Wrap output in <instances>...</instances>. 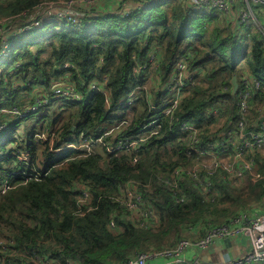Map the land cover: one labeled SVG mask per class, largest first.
<instances>
[{
	"label": "trees",
	"instance_id": "trees-1",
	"mask_svg": "<svg viewBox=\"0 0 264 264\" xmlns=\"http://www.w3.org/2000/svg\"><path fill=\"white\" fill-rule=\"evenodd\" d=\"M45 1L50 0H0V19H14ZM203 16L201 10L187 9L179 0H152L128 15L96 11L81 25L54 19L30 31L8 35V46L0 51V109L24 107L32 100L35 87L48 90L49 95L48 103L38 111L51 110L56 101L64 110L74 109L62 129L53 127L55 118L44 115L48 124L38 127V119L25 137L17 133L18 124L38 111L24 117L0 114V126L6 124L5 129L0 128V150H5L0 154V220L10 226L12 233L7 241L14 239L11 248L15 250L8 255L6 264H36L32 257L40 254L58 264H67L70 259L79 264L123 263L139 251L175 245L189 236L185 232L188 225L224 223L229 214L264 199V179L250 180L238 188L214 177L218 194L211 201L198 182L185 178L181 202L177 201L180 194L159 180L160 175L188 161L184 155L194 141L178 140L182 122H192L201 129L200 146L213 144L217 150L216 145L225 139V132L238 118V91L232 93V78L239 77V65L244 61L262 82V90L251 100L255 105L252 119L259 114V108L264 109V38L254 36L248 48L242 39L224 36L219 29L208 36L199 26ZM155 49L161 52L162 82L169 80L182 56L189 51L195 53L191 70L199 73L171 116L163 115L171 89L157 90L152 97L139 89L134 104L123 102L133 90L145 85V70L133 74V69L148 63ZM104 78L107 91H90L92 82ZM61 81L73 83L84 99L55 98L54 85ZM129 108L134 112L130 119L126 113ZM216 108L225 110L228 118L222 129L211 133L204 127L211 120L208 112ZM154 116L163 119L161 134L141 147L136 163L134 154H109L103 149L89 156L73 149L51 152L49 142L37 138L48 127L59 133L57 145L62 138L73 140L81 131L97 136L103 127L125 119L129 125L124 135L131 136L138 133L141 122ZM38 145L44 147L41 160L48 174L25 182L23 173L17 171L27 170L26 165L7 149L28 151L34 163L40 165L35 158ZM162 149L168 152V158L163 157ZM5 181L11 187L2 192ZM129 181L137 183L145 202L159 214L158 228L133 225L127 210L114 201ZM78 185L88 186L92 193V201L82 213L77 212ZM112 217L121 231L110 230Z\"/></svg>",
	"mask_w": 264,
	"mask_h": 264
},
{
	"label": "built area",
	"instance_id": "built-area-1",
	"mask_svg": "<svg viewBox=\"0 0 264 264\" xmlns=\"http://www.w3.org/2000/svg\"><path fill=\"white\" fill-rule=\"evenodd\" d=\"M148 1L152 0H50L45 1L30 12L24 11L14 19H0V51L4 52L9 43L10 33H19L24 30H30L33 27L41 26L45 21L60 20L73 22L81 25L86 17H90L94 12L98 11L101 3L109 2L113 4V9L109 10L114 13L128 15L133 11L142 8ZM187 9H209L215 16L222 19L232 17L233 11L238 8V23L240 26L247 27L254 24L257 30L262 33L264 38V24L255 19L253 4L264 5V0H179ZM241 4V5H240ZM20 17V20L16 18ZM8 25V26H7ZM7 26V27H6ZM195 57V53L189 51L182 56L175 64L171 76L168 81L162 82L160 74L161 52L155 49L149 58L148 63L136 66L133 74H139L145 70L146 80L152 76L157 77L158 83L163 85L161 91L172 90L171 97L163 105V115L171 116L179 107V104L186 93V88L193 81V77L197 75L191 70V60ZM238 79V118L225 132V139L216 145L207 146L198 145L200 135L203 134L196 124L188 121L182 122L179 130V141L186 138L194 141V144L186 149L185 157L187 162L180 163L170 172L160 175L159 180L165 186L175 189L180 195L177 201L184 200L181 183L185 178H191L199 183L204 194L211 196L214 201L218 192L214 187V177H219L225 181L232 183V178L242 179L253 169L256 170V179H264L258 166V160L254 156L264 147V109L259 108V114L252 119L251 111L255 105L251 104V100L262 90V82L250 71L240 74ZM107 79L97 82L94 81L90 85V91H107ZM146 91V86H142L133 90V92L123 100L126 105L134 104L138 99V90ZM55 98L82 101L83 94L73 83H62L53 88ZM32 100L24 107L13 106L11 108L0 109L1 113L24 117L30 113L37 112L43 105L49 101V95L44 93L37 95L31 92ZM122 102V101H121ZM215 110L209 111L212 116ZM129 119V118H128ZM163 119L161 116H154L141 122L138 126V133L126 136L124 131L129 125L127 119L117 124L105 126L100 130L97 136L87 135L84 132L74 136L71 141L60 140L59 133L53 129L46 127L41 133L37 134V138L42 141L49 142L51 152H62L68 149L79 151V155L89 156L97 152V148H102L109 154H134L133 163L140 159L139 152L141 147L150 139L161 134ZM1 129L6 128V124L0 126ZM186 136V137H185ZM196 143V144H195ZM7 152L16 155L18 160L26 165L25 171H17L23 173L25 182L30 180H40L48 174V170L44 164H36L31 159L28 151H13L8 147ZM227 152L230 154V160L224 161L221 155ZM249 158L250 160H247ZM207 159H211L207 163ZM11 186L8 181L3 184L5 192ZM78 213H82L85 206L92 201V193L86 185H78ZM114 201L124 207L128 212L129 221L141 228H158L161 223L159 214L149 206L143 197V194L137 183L129 181L125 187L121 189ZM250 208H244L237 211L226 222L219 224L211 223H195L187 226L189 232L188 237L181 238L175 245L166 246L159 249H151L148 251H139L128 258L123 263L115 264H158V260H163L162 264H175L182 261L184 254L195 249L204 251L213 246L217 241L223 239L248 237L250 241V250L239 257L228 258L218 264H264V201ZM110 230L119 232L122 229L117 225L114 217L109 222ZM14 239H10L5 243H0V264L8 262V255L15 253L12 247ZM33 261L36 264H58V262L48 255H33ZM199 263V258L195 260ZM67 264H79L74 259L67 260Z\"/></svg>",
	"mask_w": 264,
	"mask_h": 264
},
{
	"label": "rangeland",
	"instance_id": "rangeland-1",
	"mask_svg": "<svg viewBox=\"0 0 264 264\" xmlns=\"http://www.w3.org/2000/svg\"><path fill=\"white\" fill-rule=\"evenodd\" d=\"M165 8H167L168 6H164ZM201 10L204 13V16L202 18V20L199 23V26H203L206 30L207 35L209 36L214 29H219L221 30L222 35L226 36L228 34H230L233 37H236L238 39H242V41H244V46L245 47H252L253 45V37L256 36L258 38H260L262 36V33H260L259 30H257V33H255L252 30H235L234 28H232L231 23L225 19H222V17H218L215 16L209 9L206 8H202V9H198ZM211 16H213L212 19ZM16 20H20V17L16 18ZM254 24L250 25L253 26ZM255 26V25H254ZM252 28V27H251ZM257 29V28H256ZM30 31V30H29ZM239 71H238V75L244 73L245 71H249V66L248 64L244 61L239 65ZM197 73H199V70L197 71ZM154 72L152 73V76L150 75V77L146 80L145 85L146 86V92L148 93V95H150V97H152V95L154 93H156L157 90L162 89L163 85L158 83V79L156 76H154ZM35 91V90H33ZM42 95V94H41ZM60 104L59 101H56L53 103L51 110L47 109L46 111L40 110L37 113L33 114L29 119H23L20 121V123L18 124V134L21 135L22 137H25L26 135H28V133L31 131L33 123L37 122L38 119L39 122H37L38 127L41 126L42 124H45L47 122L46 119L43 118L44 115H47L48 118L52 117L56 119V122L54 124L53 127L55 128H63L66 124V122L69 120L70 114L72 112V110L74 108H67V109H62L60 107H58V105ZM62 105V104H61ZM56 107L57 110H56ZM53 109V110H52ZM139 109V107H138ZM140 109H142V107H140ZM133 109L129 108L127 109L126 113L129 117V119L133 116ZM63 112V114H62ZM209 118L211 119L210 121H208V123H205V127L204 129H208L211 133H213L214 131L218 130V129H222L226 123L227 120V116L225 113V110H220L219 108H216L215 113L212 114V116H209ZM43 149L44 147L42 145H38L37 146V151L35 152V158H38V161L42 163V157L41 154H43ZM164 151V149H162V152ZM169 154L172 155L173 151L172 148L169 147L168 148ZM5 150L4 147L3 149L0 150V154H4ZM163 157L168 158V152L163 153ZM222 159L224 161H228L230 160V154L227 152H224L223 155H221ZM174 159L177 158V155L175 154L173 156ZM254 158L259 159L258 161V166L260 167L261 173L264 175V147L259 151V153H257ZM211 159H207V163H210ZM247 160H250L249 158H247ZM256 170L253 169L252 172H249L244 178L242 179H235L232 178V185H234L235 187H245L250 180H252L253 182H256L258 180L256 179ZM262 201H264V199H261V201L252 204V202L249 204V206L253 207L259 205V204H263ZM248 206V207H249ZM245 207L239 208L240 209H244ZM238 210V211H239ZM237 211V210H236ZM231 213L229 215L233 216L235 213ZM229 216V217H231ZM199 223H204V222H199ZM12 231L10 230V226L7 224V222L0 220V243H5L8 240V235H11Z\"/></svg>",
	"mask_w": 264,
	"mask_h": 264
},
{
	"label": "crops",
	"instance_id": "crops-1",
	"mask_svg": "<svg viewBox=\"0 0 264 264\" xmlns=\"http://www.w3.org/2000/svg\"><path fill=\"white\" fill-rule=\"evenodd\" d=\"M241 5V4H240ZM99 9H97L98 11H109L111 9H113V4L109 3V2H104L100 4V7H98ZM253 9H254V13H255V19L257 21H259L261 24H264V5H256L253 4ZM238 8H236L233 13H232V17H230L227 21H229L231 23L232 28H234L235 30H252L255 33H257V29L256 27L253 26H247L246 28L243 26H240L238 23ZM252 25V24H251ZM252 27V28H251ZM196 72V70H194ZM67 81V80H65ZM65 81H61L59 84L62 83H69V82H65ZM58 83H56L54 86L59 85ZM35 90V91H33ZM32 90V93L37 94V95H41L44 93H47L48 90H45L42 87H35ZM98 150H102V148L98 147ZM257 159V158H256ZM185 232L187 234H189L188 230L186 229ZM191 235V234H189ZM224 240V239H223ZM220 241V240H219ZM250 250V241L249 238L244 236V237H240V238H231V243H218V241L211 247H209L208 249L204 250V251H198L195 249H191L189 251H187L184 256L183 259L184 261H187L190 264H218L228 258L231 257H239L244 255L246 252H248ZM199 258V263H195V260ZM164 261L163 260H158V264H162ZM176 264V263H175Z\"/></svg>",
	"mask_w": 264,
	"mask_h": 264
},
{
	"label": "water",
	"instance_id": "water-1",
	"mask_svg": "<svg viewBox=\"0 0 264 264\" xmlns=\"http://www.w3.org/2000/svg\"><path fill=\"white\" fill-rule=\"evenodd\" d=\"M232 85H233L232 93L233 94H236L237 88H238L237 75H234L233 76V78H232ZM222 242L230 244L231 243V239L228 238V239H224V240L218 241V243H222ZM176 264H190V263H188L187 261L182 260V261L177 262Z\"/></svg>",
	"mask_w": 264,
	"mask_h": 264
}]
</instances>
